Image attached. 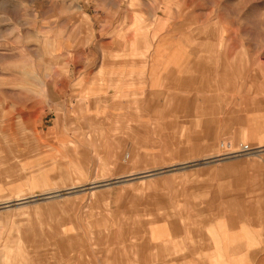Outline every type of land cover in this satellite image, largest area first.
<instances>
[{"label":"rangeland","instance_id":"obj_1","mask_svg":"<svg viewBox=\"0 0 264 264\" xmlns=\"http://www.w3.org/2000/svg\"><path fill=\"white\" fill-rule=\"evenodd\" d=\"M0 264H264V0H0Z\"/></svg>","mask_w":264,"mask_h":264},{"label":"built area","instance_id":"obj_2","mask_svg":"<svg viewBox=\"0 0 264 264\" xmlns=\"http://www.w3.org/2000/svg\"><path fill=\"white\" fill-rule=\"evenodd\" d=\"M246 149H248V147H245Z\"/></svg>","mask_w":264,"mask_h":264}]
</instances>
